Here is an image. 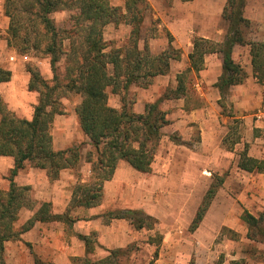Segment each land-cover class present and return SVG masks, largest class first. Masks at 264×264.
<instances>
[{"label":"trees","instance_id":"16d2710c","mask_svg":"<svg viewBox=\"0 0 264 264\" xmlns=\"http://www.w3.org/2000/svg\"><path fill=\"white\" fill-rule=\"evenodd\" d=\"M142 4L143 0H126L124 12L109 0H4L5 15L10 18L9 45H19L23 51L32 50L37 54L48 55L55 84L49 85L40 76L39 70L28 68L32 75L29 89L39 91L31 119L17 116L8 107L0 91V156L14 159L9 178L10 188L7 191L0 190V264H8L4 256L5 242L19 239L37 220L63 221L69 226L75 221L69 208L64 213H54L51 202L45 201L27 225L20 231L15 229L29 189L27 185H19L15 178L26 163L45 169L50 179L56 180L62 170L76 169L85 158L91 174L87 180L80 178L70 202L71 207L85 208L101 204L104 183L112 178L121 160L127 161L138 171H151L160 146L162 129L170 122L162 103L184 96L186 85L179 75L175 88L168 87L158 99L147 101L142 112L135 111V96L129 95L131 86L149 87L156 76L169 73L172 59L180 57V53L173 55L169 49L155 53L148 41L142 38ZM245 7L246 0H227L222 13L228 23L225 38L213 43L211 39L195 37L193 50L189 54L190 68L196 71L204 68L206 54H222L223 71L215 83L221 95L233 86L244 83L248 76L243 66L233 58L236 44L250 47L253 74L264 85V42L247 39L244 30L250 27V20L244 15ZM62 9L74 10L75 13L70 17V26L60 29L51 14ZM120 22L130 24L131 33L126 42L113 47L112 41L105 39L104 32L107 25ZM65 41L68 42L67 47ZM64 54L66 66L61 83L57 64ZM11 77L12 71L0 66V83L9 81ZM108 88L121 95L120 108L109 104ZM68 92L81 97L75 111L79 126L93 148L88 156L83 155L80 145L62 149L53 146V122L55 115L62 113L58 110V100ZM259 163L246 150L240 154L238 161L239 167L249 172L261 169ZM208 192L214 191L209 189ZM207 205L200 207L195 225L203 218ZM107 214L110 217L128 218L137 229L151 228L148 220L153 219L144 211L135 209H120ZM262 217L249 211L242 214V219L249 224V237L264 242ZM83 238L89 252L92 249L91 238ZM123 251L124 248L113 249L108 257ZM34 261L35 264H45L36 256Z\"/></svg>","mask_w":264,"mask_h":264},{"label":"rangeland","instance_id":"374dc122","mask_svg":"<svg viewBox=\"0 0 264 264\" xmlns=\"http://www.w3.org/2000/svg\"><path fill=\"white\" fill-rule=\"evenodd\" d=\"M174 1L143 0L141 36L148 41L153 52L157 53L169 49L173 55L179 54L180 49L176 47V36L173 33L175 29H179V26L182 27L181 29H192L195 32L203 31L206 26L207 28L209 26H220L224 31H227L228 23L223 17L219 18L213 15L206 20L204 15L201 14V8L205 7H208L212 11L220 10L222 1H224V8L227 0H194L195 8L192 10V14L194 13L195 16L193 18H186L183 13L188 12L185 9V12H183L182 8H180L182 10L178 12L177 16L172 14ZM109 2L112 5L120 6L126 12V0H109ZM74 13V10L62 9L52 13L51 17L58 28H68L70 26V17ZM4 15V0H0V47L5 50L3 56H0V61L7 68H11L12 71L13 69L22 67L27 72L29 78L28 85L23 83L24 80L22 81L19 99L27 100L28 97H22L23 95L27 96V94H30L31 97L34 96L38 100L39 91L29 89L32 75L28 71V68L34 67L37 71L39 70L40 76L49 85H53L55 84L54 71L51 66L50 57L40 53L37 54L32 50L23 51L19 45H9V25L4 20ZM244 15L250 20V27L244 30L247 39L249 41L264 42V0H246ZM131 29V25L125 22H120L119 24L111 23L105 29V39L112 41L113 47L120 46L128 40ZM201 35L200 33L195 35V37ZM211 41L217 43L216 40L211 39ZM65 43L67 47L68 42L65 41ZM141 43L143 44V41ZM57 66L60 77L59 81L63 83L66 66L65 54ZM174 67L175 69L171 73V76L168 74L165 76L158 75L153 79L149 87L132 85L129 95L135 96L134 109L137 111V104H139V107H143L147 101H154L162 96L168 87L175 88L178 83V76L181 75L186 85V98L165 100L162 106L167 112H170L171 117L181 115L182 108L185 111L191 112V110H201L205 106L209 107V112H211L209 116L215 118L216 128H218L220 133L216 144L210 150V161L216 167L213 169L211 163L209 164L210 166L206 165V169L203 171L204 176L198 179V183L199 185L204 184V187L208 186V190L213 189L214 192H208L207 195H205L206 193L203 195L199 192L192 195L176 194L175 197L168 193L161 194V203L156 208L154 206L153 209L155 215L148 214L153 217L152 220H148L151 228L146 227L143 229V241L141 242L144 243V249L138 251L139 247L134 243L124 247L125 251L119 255L110 256L111 258L108 256L99 257L93 250L96 239L95 237H91L89 241L91 242L90 248L92 249L89 251L88 258L83 257L85 258L83 260L75 257L72 259V264H149L150 262H153V264H264V242L249 237V224L242 219V214L245 211H249L257 217L263 216L261 223L264 224V159L257 158L260 161L261 169L251 172L244 171L237 166L242 152L246 150V153L250 155V152L254 151L253 149L251 150L253 144L259 146V140L255 142L256 137L264 140V127L259 128L258 126L252 129L251 126L244 123L240 114L236 112L238 111L236 110V86H233L224 95H220V99L215 98L214 100L212 98L205 104L196 88V83L201 75L200 72L190 68V66L175 65ZM199 84L203 90H207L208 87L206 85H202L200 82ZM249 90L254 92L255 97L244 100L242 104L251 106L249 109L255 115L254 121L259 120L264 123V85L256 80L253 88ZM108 91L109 104L120 108L121 95L113 93L111 88H108ZM9 93L10 89L5 88L3 98L10 108L8 104ZM65 95L58 100V110L62 111V113L55 115L52 132H55L56 137L60 139L61 132L68 130L69 138L67 145H80L83 155L88 156L93 148L88 144V137L79 126L78 116L75 111L81 97L78 94L69 92ZM214 101L215 103L212 105ZM254 104L258 106H252ZM26 107L28 115L30 114V110L28 113L30 107L28 105ZM16 115L19 116L18 114ZM186 119L188 120L189 118ZM197 124L193 120L188 121L186 127ZM162 136L161 139L164 140L160 141L156 154L159 157L156 159L155 156L154 159L160 166H163L164 162L173 156L175 149L178 153L179 150L183 151L185 146L194 148V144L198 142L200 137L199 129L196 126L172 133L168 131L164 132L162 129ZM170 140L179 144L170 148ZM161 142L165 143V146L161 147ZM11 165L13 166V161L10 158L0 157L1 191H7L10 188ZM87 165L89 166V163ZM87 165L84 162H80L76 169H64L70 171V175L68 176L71 179L66 186L59 184L65 188L62 189L60 195L64 196L65 199L69 198L68 206L64 212L69 208V213L75 221L82 217L83 211L86 208L82 206L71 207L70 202L73 189L80 178L87 180L91 174L90 172L86 179L82 175ZM219 166H223L224 170L221 171ZM31 167L30 163H26L20 172H28ZM47 178L51 182L60 179L59 177L56 180H52L48 175ZM19 180L16 182L19 185H23L20 182H23L24 179L21 177ZM225 181H227L229 186H223L222 188V184ZM65 190H67L66 193ZM244 190L248 192V195L243 194ZM36 193L26 191L23 207L14 225L17 231H20L34 217L38 202L42 199L41 194L38 196ZM64 193L67 195H64ZM50 196L52 197V194ZM205 196L207 198L204 201ZM49 202H51V210L53 211L52 200L50 199ZM206 204L208 205L207 207L204 206L203 218L199 224L195 225L194 221L198 216L197 213L201 211H199L200 207ZM197 205L198 207H196ZM20 239L7 240L5 242L4 256L8 264H28L30 259L31 261L34 259L30 243L20 242ZM146 242L149 244H146ZM141 247L142 245H140Z\"/></svg>","mask_w":264,"mask_h":264},{"label":"crops","instance_id":"0c3cea01","mask_svg":"<svg viewBox=\"0 0 264 264\" xmlns=\"http://www.w3.org/2000/svg\"><path fill=\"white\" fill-rule=\"evenodd\" d=\"M193 1L194 0H175L174 6L172 7V14L177 16L180 10L185 9L188 12L183 13L185 17L193 18L195 16L194 13L192 14V10L195 8ZM223 5L224 1H222L220 10L218 9L219 11L213 10L215 12L208 7L201 8V14L204 15L206 20L213 15L222 18V11L224 9ZM185 10L183 12H185ZM4 18L9 25L8 16L4 15ZM181 28L182 27L179 26V29L173 31L176 36V47L180 49V57L172 59L173 62L168 73L169 76L173 73L175 65L190 66L189 54L194 47L193 40L195 35L201 33L202 37L221 42L225 38L227 32L220 28V26H209L208 28L206 26V30L204 29L199 32L192 31V29L185 30V28ZM4 51L5 50L0 47V56H3ZM233 58L243 66L248 74L244 83L236 85V110H238L236 112L240 114L244 123L251 126L252 129L258 126L259 128H262L264 127V123L259 120L254 121L255 115L252 114L249 109L251 106L242 104L244 100L255 97L254 92L249 89L253 88L254 82L258 80L253 74L249 46L236 44L233 50ZM0 66L12 71L11 68L4 66L1 61ZM222 66L223 57L220 52L208 53L205 55L204 68L199 71L201 75L196 83L198 93L204 100L205 104L212 98L215 100V98L220 99L221 97L219 89L214 85L222 74ZM28 80V74L22 67H19V69H13L11 79L7 82L0 83V91L3 95L5 88L10 89V93L8 94V104L11 110L18 114L19 117L31 119L34 113V106L38 102L37 98L34 97L32 93L31 95L33 97H31L30 94H27V96L23 95L22 98L28 97L27 100L19 99V93L21 90L20 85L22 84V81L24 84L28 85ZM199 82L202 85H206L208 87L207 90H203V88L200 87ZM185 98L186 95L178 99ZM213 103H215V101L212 102V105ZM27 105L30 107V109H28V113L30 110V114L28 115L26 113ZM252 106L258 105L254 104ZM136 110L141 112L144 110V106L139 107V104H137ZM209 111V107L206 106L201 110H191V112L185 111V109L182 108V113L178 117H171V114L168 111L170 122L163 127V131L172 133L177 130L182 131L183 129H191L193 126L198 127L200 137L198 142L194 144V148L185 146V149L183 151L179 150L178 153L175 149V154L173 153V156L164 162L163 166H160L159 163L154 160L151 171L149 172L138 171L127 161L121 160L118 163L112 178L106 180L104 183V198L101 204L86 208L83 211L82 217L74 221L71 227L63 221L37 220L29 230L21 234V239L19 241L30 243L33 255L40 258L45 264H72V259L75 257H88L90 252H88V246L86 240L83 238L84 236L90 238L95 237L96 242L93 250L99 257L109 256L112 249L124 248L134 243L137 244V247L139 248L140 245H142L140 249L138 248V251L144 249V243L141 242L143 241L144 228L137 229L130 219L110 217L107 212L120 209H135L142 210L146 214L155 215V212L153 211L154 206L156 208L158 204L161 203V194L163 193L174 195L173 197H175L176 194L192 195L197 192L202 193L203 195L204 193L207 194L208 186L204 187V184L199 185L198 179L204 176L203 171L206 169V165L211 163V147L216 144V141L220 137L218 128H216L217 125L215 118L209 116V114H211ZM186 118L189 119L187 120ZM192 120L198 124L186 127L187 122ZM52 133L53 146L55 149H62L66 146L68 147V130L61 132L60 139L56 137L55 132ZM168 138H170V136H168ZM161 140L163 141L164 139ZM258 140L260 142L259 146L253 144L251 150L253 149L254 151L250 152V155L264 159V140L256 137L255 142H258ZM170 141V148L179 144L173 140ZM163 146H165V143L161 142V147ZM0 157L10 158L14 165V159L12 157ZM157 157H159V155L156 156V159ZM81 162H84L87 165L85 158H83ZM212 166L213 169L216 167L211 163V167ZM237 166L240 168L238 164ZM201 169H203L202 172ZM219 169L221 171L224 170L223 166H219ZM89 173L90 168L87 165L86 170L82 175L86 179V177L89 176ZM68 175H70V171L62 170L60 179L51 182L47 178L46 170L31 167L28 172H20L16 181H20L19 179L22 177L24 181L20 182V184L28 185V191L30 193L37 192L36 194H38V196L41 194L42 199L39 200L37 209L43 202L50 201L51 199L54 213H63L68 206L69 198L65 199L64 196L62 197L60 195L62 189L65 188L59 184L66 186L71 179ZM223 186H229L227 181L222 184V188ZM66 192L67 190H65V193ZM65 193L64 195H67ZM51 194L52 197L50 196ZM243 194L248 195V192L244 190ZM196 207H198V205ZM146 244L149 243L146 242ZM28 264H35L34 259L33 261L30 259Z\"/></svg>","mask_w":264,"mask_h":264}]
</instances>
